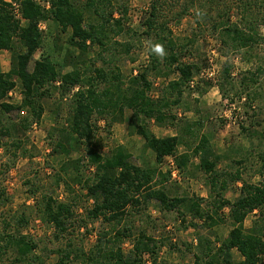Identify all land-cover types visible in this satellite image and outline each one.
Returning <instances> with one entry per match:
<instances>
[{
  "label": "trees",
  "instance_id": "16d2710c",
  "mask_svg": "<svg viewBox=\"0 0 264 264\" xmlns=\"http://www.w3.org/2000/svg\"><path fill=\"white\" fill-rule=\"evenodd\" d=\"M42 1L49 7L32 0H17V12H14L11 3L0 0V51L10 53L9 70L0 72V148L4 155L11 153L12 163L19 157H30L24 138L31 126L40 123L45 112L43 103L55 98L54 114L59 117L62 104L68 102L63 124L46 132L50 154L68 158L61 163L59 171L68 176L67 181L77 183L85 191L87 200H92L91 207L86 209L87 219L101 220L111 228L99 231L94 245L85 250L73 237V203L42 196L35 202L37 215L53 228L52 241L64 244L48 249L41 245V240L22 232L29 223L24 212H0V264H49L52 255H56L53 264H143L145 256L150 264H166L157 259L162 243L148 235L147 230L128 223L130 211L142 216L152 201L161 212H177L180 216L189 213L203 223L208 221L210 227L221 224L218 214L228 210L231 229L226 238L218 247L200 238L196 246L201 255L194 254L192 264H264L262 142L255 152L253 141L245 152L240 146H232L225 157L242 154L239 159H232L237 169H218L223 157L213 150L211 134L202 132L203 112L199 111L200 118L196 121L181 119L175 112L181 107L184 93L199 67L182 61L190 54L194 41L177 39L171 31V25H179L195 11L218 42L222 56L243 51L249 57L248 52H253L262 42L259 29L264 26V0H151L140 33L149 42V64L126 81L118 63L122 57L129 56L133 45L114 39L125 32L124 0ZM233 10L239 13L236 22L230 20ZM115 14L120 17H114ZM47 21L55 24L59 34L69 32L67 44L78 52L75 56L72 50H66L61 65L45 53L34 59L43 47L39 23ZM156 44L163 46V56L153 51ZM90 51L95 57L82 59ZM67 67L70 70L65 71ZM150 73L154 78H168L172 74H177V78L169 80L154 98ZM221 76L217 86L222 95L234 90V96L240 100L245 96L246 101H251L257 96L253 92L258 80L254 73L248 72L238 86L230 77L229 66L224 67ZM15 79L21 88L19 105L4 101L15 88ZM22 109L28 111V116L14 122L9 115ZM100 121L105 122L106 129L113 123L126 121L128 134L141 138L144 147L153 154L155 166L134 164L131 154L120 145L102 153L97 138ZM151 122L158 127L174 128L176 135L156 137L149 128ZM257 134L248 131L247 137L252 140ZM180 146L186 151L180 153ZM79 152H82L79 157L69 159L71 154ZM251 156H255L257 163L256 183L242 178V169ZM166 157L173 159L180 173H188L191 166L205 176L209 194L213 195L210 212L203 211L201 199L168 195L163 186L169 173L162 174L157 168ZM194 158L198 159L196 165L192 164ZM81 171L90 175L82 180L78 177ZM67 181L60 174L55 178L56 184L63 182L71 191ZM232 183H240V188L239 195L231 202L224 198V193ZM34 193L35 190L30 191L31 196ZM7 201L5 192L0 190V203ZM253 213L257 216L245 230L243 223ZM125 241L130 242L126 254L122 251ZM233 250L240 260L233 259Z\"/></svg>",
  "mask_w": 264,
  "mask_h": 264
},
{
  "label": "rangeland",
  "instance_id": "374dc122",
  "mask_svg": "<svg viewBox=\"0 0 264 264\" xmlns=\"http://www.w3.org/2000/svg\"><path fill=\"white\" fill-rule=\"evenodd\" d=\"M5 1L11 3L13 11L17 12V0ZM150 2L151 0H124L127 9L126 14L123 16L125 32L114 38L117 42H131L133 45L129 56L122 57L118 63L124 81L136 75L137 72H140L149 64V42L142 39L140 33L143 31L141 22ZM194 12L185 17L179 25H171L172 35L175 38L192 39L194 41L190 54H186L182 61L196 63L199 67V72L195 73L189 89L184 93L181 107L175 112L179 118L191 121L198 120L200 118L199 111L203 112L205 127L202 132L211 134L210 144L213 150L223 157L218 164V169L234 171L238 166L233 164L232 159H239L242 154L234 155V158L229 156L226 158L225 156L230 152L229 148L240 146L242 152H245L249 149L251 141L254 143V152L259 149L260 142H262L261 145L264 148V26L259 29L262 42L254 48L253 52H248L249 57L245 56L243 51L239 54L224 57L219 52V44L212 36L209 28L202 22L201 17ZM238 14L236 10H233L230 17L231 22L237 21ZM114 17L120 16L115 14ZM39 29L43 35V47L35 54L34 59H38L41 53H45L55 63L61 65L66 50H72L67 44L69 32L59 34L52 21L39 23ZM55 46L58 47V50ZM93 50L96 51V48L94 47ZM72 52L73 55H78L77 51L72 50ZM94 54L90 51L82 59L90 60L95 57ZM225 66L230 67V77L236 86L241 83L244 77L248 76V72L257 76L258 80L256 85L253 86V92L255 91L257 96L253 100L246 101L245 96L241 100L238 99L233 94L234 90L227 92V96L221 94L217 84L222 81L221 74ZM9 68L10 53L0 51V72H7ZM66 70H70V67L65 68ZM176 78L177 74H172L168 78H154V75L150 73L149 79L153 83L151 96L158 97L161 87L166 85L169 80ZM15 84L16 86L11 95L8 94L4 101L12 105H19L21 102L19 80L15 79ZM66 103L68 102L62 104L63 108H61L62 111L59 117L54 114L55 98L46 100L43 103L45 112L40 123L31 126L24 138L27 154L30 157H19L12 163L11 153L4 155L3 150L0 148V190H3L8 198L7 202L0 203V212L7 214L24 212L29 219V223L22 229V232L32 236L35 240H41L43 242L42 246L54 249L64 243L52 241L53 228L41 221L35 209V202L40 201L42 196L49 195L57 201L73 203L74 222L71 228L74 231L73 237L76 243L80 241L82 247L88 250L94 245L98 232L106 231L111 227L101 220L91 221L87 219L85 216L86 209L91 207L92 200H87L85 191L81 190L77 183L67 181L68 176L59 171L61 163L68 158L50 154L51 149L46 139V132L52 126L63 124L67 113ZM27 116L28 111L26 109L18 112L14 111L9 115L14 122ZM104 125L105 122L100 121L98 124L100 129L97 132L102 153H106L111 148L120 145L125 147L131 154V161L134 164L142 167L155 166L153 154L144 147L141 138L128 134L126 121L113 123L110 129L107 128L108 130ZM149 128L156 137L176 135V130L169 126L158 127L151 122ZM248 131H256L258 134L251 140L247 137ZM184 151H186L185 147L180 146L179 152ZM81 154L82 152L73 153L69 159H75ZM172 163H174L173 159L166 157L161 164L157 165L162 174L169 173V179L163 186L168 195L170 197L185 196L194 200L201 199L203 200V202H200L203 211L210 212L212 208L209 202L212 200L213 195L209 194L208 186L205 184V176L200 172H195L190 166L188 173H180L176 168L178 173L176 178H173L171 175ZM197 163L198 159L194 158L192 164L196 165ZM256 168V158L251 156L250 161L245 164V169H242V178L245 181L256 183L259 180L257 176H254ZM58 174L68 182L71 191L67 190L63 182H59V185L55 183ZM88 175H90L88 172L81 171L78 177L83 180ZM239 188L240 183H232L224 193V198L231 202L234 201L239 195ZM31 190H35L34 196L30 195ZM227 213V209L222 210L218 214L222 219L221 224L210 227L208 221L203 223L202 220L196 219L189 213L180 216L177 212H161L157 203L152 201L148 203L142 216L130 211L128 223L147 230L148 235L162 243L157 255L158 262L192 264L194 261L193 255H201L196 246L200 238L209 240L213 247H218L220 241L226 238L228 231L231 229ZM256 216L253 213L246 218L243 223L245 230L251 227ZM81 221H84V223ZM129 249L130 242L125 241L122 245V251L126 254ZM231 254L235 261L240 260L236 251L233 250ZM55 261L56 255H52L49 257L48 263L53 264ZM143 264H150L148 256L144 257Z\"/></svg>",
  "mask_w": 264,
  "mask_h": 264
},
{
  "label": "built area",
  "instance_id": "2783aa9c",
  "mask_svg": "<svg viewBox=\"0 0 264 264\" xmlns=\"http://www.w3.org/2000/svg\"><path fill=\"white\" fill-rule=\"evenodd\" d=\"M32 1L35 2V3H37V4H39V5H41V6H43V7H45V8H48L49 7L48 6V3H46V2H44L42 0H32ZM9 94L11 95V92ZM173 165H174V163L171 164V166H172L171 175H172L173 178H176V175L178 173V170Z\"/></svg>",
  "mask_w": 264,
  "mask_h": 264
},
{
  "label": "clouds",
  "instance_id": "9594fccd",
  "mask_svg": "<svg viewBox=\"0 0 264 264\" xmlns=\"http://www.w3.org/2000/svg\"><path fill=\"white\" fill-rule=\"evenodd\" d=\"M153 51H154L155 53H157L158 55H160V56H163V55H164L163 46L160 45V44H156V45L154 46V48H153Z\"/></svg>",
  "mask_w": 264,
  "mask_h": 264
},
{
  "label": "crops",
  "instance_id": "0c3cea01",
  "mask_svg": "<svg viewBox=\"0 0 264 264\" xmlns=\"http://www.w3.org/2000/svg\"><path fill=\"white\" fill-rule=\"evenodd\" d=\"M2 72V71H1Z\"/></svg>",
  "mask_w": 264,
  "mask_h": 264
}]
</instances>
